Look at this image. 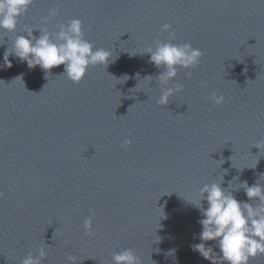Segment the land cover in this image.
I'll return each mask as SVG.
<instances>
[{"label": "water", "instance_id": "1", "mask_svg": "<svg viewBox=\"0 0 264 264\" xmlns=\"http://www.w3.org/2000/svg\"><path fill=\"white\" fill-rule=\"evenodd\" d=\"M72 18L111 52L107 67L90 66L79 83L60 75L64 65L45 79L14 53L7 67L4 53L26 28L55 33ZM164 24L172 43L203 56L179 68L171 83L183 91L160 105L165 69L146 51L169 42ZM223 174V187L264 183V0H33L15 32L0 30V264L40 246L42 264H71L70 255L115 264L126 248L140 264H212L192 249L201 214L186 198ZM234 194L248 200L242 188Z\"/></svg>", "mask_w": 264, "mask_h": 264}, {"label": "clouds", "instance_id": "2", "mask_svg": "<svg viewBox=\"0 0 264 264\" xmlns=\"http://www.w3.org/2000/svg\"><path fill=\"white\" fill-rule=\"evenodd\" d=\"M32 3L33 0H0V30L15 32L19 17L26 14ZM58 12L57 7L50 9L49 15L44 20L46 22L51 20ZM58 28L59 31L55 33L49 31L46 25L26 28L24 31L26 34L17 35L13 46L4 53V62L7 67H12L9 56L14 53L21 62H27L29 69L39 65L44 71L45 79L49 78L54 67L64 65L60 75H65L76 83L86 76L90 66L102 64L107 67L111 52L105 48H96L85 38L81 19L72 18L67 23L59 24ZM34 29L40 30L41 34L38 37L34 35ZM171 29V24L163 25V30L170 33L169 42L158 40L154 48L150 47L146 51L151 54L150 62L158 68L165 69L157 77L162 85V94L158 100L160 105L168 104L171 97L183 91V85L171 83L177 77L179 68H194L199 65L203 56L202 50L193 47L191 43H172L175 32ZM187 75L190 77L192 73L188 72ZM151 77L149 75L145 79ZM17 78H22V75L15 79ZM151 81L152 79L149 80ZM210 99L214 104L219 105L224 102L225 97L213 92ZM131 144L132 140L126 139L121 147L127 149ZM223 183L224 174L218 181L205 183L200 187L195 201L185 197L201 214V219L198 221L202 226L199 233L201 242L193 244L192 249L198 251L212 264H217V260L220 264L223 262L250 264L252 259L264 255V183H261L260 179L252 185L243 181L235 188L232 186V181L228 182V187H223ZM241 188L248 197L246 201L237 199L234 194ZM205 200L207 207L203 203ZM94 216L93 212L84 221V229L89 235H94ZM160 239L159 237L157 241ZM208 241H215L219 254L212 246L207 245ZM47 255L46 247L40 246L38 255L28 252L21 264H42V260ZM67 259L71 264L76 262L74 256L70 255ZM113 260L115 264H140L139 258L131 248L114 253Z\"/></svg>", "mask_w": 264, "mask_h": 264}]
</instances>
